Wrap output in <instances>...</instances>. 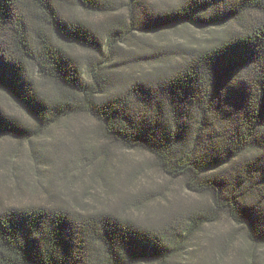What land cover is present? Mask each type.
<instances>
[{"label":"trees","instance_id":"16d2710c","mask_svg":"<svg viewBox=\"0 0 264 264\" xmlns=\"http://www.w3.org/2000/svg\"><path fill=\"white\" fill-rule=\"evenodd\" d=\"M72 4L108 21L65 17ZM0 90L31 120L0 104V143L87 116L101 145L84 169L106 179L110 146L139 151L193 195L128 196H164L155 218L57 194L0 208V264H264V0H0Z\"/></svg>","mask_w":264,"mask_h":264},{"label":"rangeland","instance_id":"374dc122","mask_svg":"<svg viewBox=\"0 0 264 264\" xmlns=\"http://www.w3.org/2000/svg\"><path fill=\"white\" fill-rule=\"evenodd\" d=\"M61 10L65 17L80 15L101 25L109 18L101 14L87 15L76 4L70 7L63 5ZM190 32L179 30L171 37L180 39ZM77 53L84 51L78 50ZM0 104L10 114L31 121L3 90H0ZM95 126L96 123L87 116H77L56 126L45 139L38 142L10 139L0 143V208L50 204L53 201L51 195L57 194L74 207L84 204L86 207L100 209L118 205L119 209L124 207L129 210L130 215L155 218L157 214H165L163 205L167 199L164 196L155 197L146 207L141 208L126 206L128 196L141 189L154 188L156 195L167 192V196L178 201L193 197L182 188L180 182L162 174L150 161V157L139 151L110 146L113 154L106 179L96 172L98 162L84 169L83 155L86 147L92 151L101 145L94 133ZM229 227L231 224L224 220L208 226L198 240L199 245L206 247L204 252L200 248L199 255L218 261V254L209 243L214 234Z\"/></svg>","mask_w":264,"mask_h":264}]
</instances>
